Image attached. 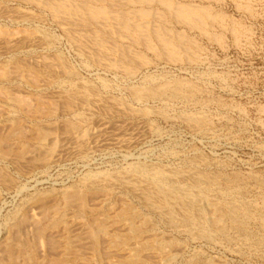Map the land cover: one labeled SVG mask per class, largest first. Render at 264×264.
Returning a JSON list of instances; mask_svg holds the SVG:
<instances>
[{
    "label": "rangeland",
    "instance_id": "1",
    "mask_svg": "<svg viewBox=\"0 0 264 264\" xmlns=\"http://www.w3.org/2000/svg\"><path fill=\"white\" fill-rule=\"evenodd\" d=\"M59 1L0 0V264H128L140 241L164 248L139 264H264V0H172L189 20L163 0ZM140 166L210 179L193 190L207 214L147 205ZM209 200L244 220L216 228Z\"/></svg>",
    "mask_w": 264,
    "mask_h": 264
},
{
    "label": "bare ground",
    "instance_id": "2",
    "mask_svg": "<svg viewBox=\"0 0 264 264\" xmlns=\"http://www.w3.org/2000/svg\"><path fill=\"white\" fill-rule=\"evenodd\" d=\"M54 1H56V0H54ZM61 1V0H60ZM59 1V3L57 4V3H55L54 2V4H56V5H58L59 6V8H68L69 6H68V3H66V2H60ZM66 1V0H65ZM89 1V0H88ZM91 1V0H90ZM92 1H94V0H92ZM100 1V0H99ZM138 1V0H137ZM141 1V0H140ZM164 1V3L168 6V11H171L172 13L174 12V13H176L177 14V16L179 17V16H181L182 18H184V19H187V20H189V18H191L192 19V17L193 16H195L196 15V13H197V11H199V8L198 7H195V5L196 4H191V3H181V2H178V3H176V4H174L175 2H173L172 0H163ZM142 2V1H141ZM94 3V2H93ZM53 4V3H52ZM53 4V5H54ZM95 4V3H94ZM147 4V3H146ZM55 6V5H54ZM58 6H55V7H58ZM198 6V5H197ZM45 7V6H44ZM92 7V6H91ZM206 7V6H205ZM66 8V9H67ZM94 8V7H93ZM92 8V9H93ZM102 8V7H101ZM196 8H198L197 9V11H196ZM69 9V8H68ZM89 9V8H88ZM87 9V10H88ZM140 9V8H139ZM138 9V10H139ZM167 9V8H166ZM61 10V9H60ZM60 10H55V11H57V12H59ZM63 10V9H62ZM79 9H77V11H78ZM87 10H85V11H87ZM96 10V9H95ZM202 10V9H201ZM200 10V11H201ZM208 10V9H207ZM210 10V9H209ZM66 11V10H65ZM81 11V10H80ZM91 11V10H90ZM107 11V10H106ZM132 11V10H131ZM160 11V10H159ZM167 11V10H166ZM82 12V11H81ZM93 12V11H92ZM97 12H98V10H97ZM136 12V11H135ZM142 12V11H141ZM145 12H147V11H145ZM70 13V12H69ZM202 14L204 13V11L203 12H201ZM91 14V13H90ZM93 14H94V12H93ZM96 14V13H95ZM100 14V13H99ZM134 14V13H133ZM136 14V13H135ZM138 14V13H137ZM148 14V13H147ZM60 15V14H59ZM62 15V14H61ZM81 15V14H80ZM92 15V14H91ZM129 15V14H128ZM139 15V14H138ZM161 15V14H160ZM163 15V14H162ZM165 15V14H164ZM169 15V14H168ZM82 16V15H81ZM137 16V15H136ZM170 16V15H169ZM173 16V15H172ZM222 16V15H221ZM69 17V16H68ZM99 17H100V15H99ZM141 17H142V15H141ZM143 17H144V13H143ZM149 17V16H148ZM176 17V16H175ZM181 17H179V18H181ZM198 18H199V16H197ZM196 17V18H197ZM70 18V17H69ZM121 18V17H120ZM128 18H129V16H128ZM181 18V19H182ZM202 18V17H201ZM123 20H124V18H122ZM203 19V18H202ZM106 20V19H105ZM187 20H185V21H187ZM210 20V19H209ZM128 21V20H127ZM191 21V20H190ZM193 21H195V19L193 20ZM197 21V20H196ZM199 21H201V20H199ZM198 21V22H199ZM134 22V21H133ZM148 22V21H147ZM203 22V21H202ZM211 22V21H210ZM132 23V22H131ZM129 24V23H125L124 25L126 26L127 24H129V26L130 25H133V24ZM138 23V22H137ZM139 23H141V22H139ZM147 24V23H146ZM199 24H201V23H199ZM123 25V23H122V26H124ZM135 25L137 26L138 24H136V22H135ZM140 25V24H139ZM143 25V24H142ZM142 25H141V27H142ZM150 25V24H149ZM128 26V25H127ZM126 26V27H127ZM139 27V26H138ZM147 27V26H146ZM148 28V27H147ZM146 28V29H147ZM163 28V27H162ZM135 29H137V28H135ZM124 30V29H123ZM128 30H130V29H128ZM163 30V29H162ZM137 31V30H136ZM141 31H142V29H141ZM144 31V30H143ZM150 31H151V29H150ZM150 31H148V32H150ZM153 31V30H152ZM151 31V32H152ZM156 31V30H155ZM154 31V32H155ZM158 31V30H157ZM170 31V30H169ZM138 32H140V31H138ZM163 32V31H162ZM145 33H147L146 31H145ZM157 33H159V32H157ZM156 33V34H157ZM153 34V33H152ZM160 34H161V32H160ZM165 34H167V33H165ZM169 34V33H168ZM137 35H140L139 33L137 34ZM142 35H146V34H142ZM152 36H154V35H152ZM156 36V35H155ZM154 36V37H155ZM146 37V36H145ZM148 37V36H147ZM161 37V35L158 37V38H160ZM172 37V36H171ZM150 38V37H149ZM166 38V37H165ZM175 37H173V39H174ZM101 39V38H100ZM141 39H142V36H141ZM144 39V38H143ZM162 39V38H161ZM171 39V38H170ZM169 39V40H170ZM176 39V38H175ZM162 40H160V42H161ZM177 41V40H176ZM104 42V41H103ZM159 42V41H158ZM172 42V41H171ZM174 42V41H173ZM95 43V42H94ZM146 44V43H145ZM149 44H154V43H149ZM164 45H166V46H168V47H171V48H173V46H172V43H170V41H168V40H165V42L163 43ZM160 45H162L161 43H160ZM159 45V46H160ZM150 45H148V47H149ZM104 47V46H103ZM175 47V46H174ZM102 48V47H101ZM152 48V47H151ZM164 48V47H163ZM165 48H167V47H165ZM177 48H178V44H177ZM176 48V49H177ZM174 51H175V49H173ZM126 51V50H125ZM163 51V50H162ZM171 51V50H170ZM173 51V52H174ZM106 52V51H105ZM166 52V51H165ZM158 53V52H157ZM171 53V52H170ZM167 55V54H166ZM174 57V56H173ZM190 57V56H189ZM125 58V57H124ZM124 63H126V62H124ZM129 63V62H128ZM130 64V63H129ZM130 68H132V67H130ZM132 70L133 69H128V71L129 72H132ZM26 73V72H25ZM164 80V79H163ZM146 82V81H145ZM149 82V81H148ZM151 82V81H150ZM32 83V82H31ZM153 83V82H152ZM149 84V83H148ZM156 84V83H155ZM153 85H154V83H153ZM186 84L185 83H183L182 81H180V80H176V81H174V83L171 81H160V82H158L157 84H156V86H150V87H144L143 88V90L144 89H147V88H150L149 90H153L155 93H158V92H160V91H164V92H166V91H171L172 93L173 92H175V93H177V94H179V91H181L182 90V88L185 86ZM148 86V85H147ZM192 86V85H191ZM189 87V86H188ZM140 88H142V87H140ZM185 88V87H184ZM189 88H191V87H189ZM134 90H136L135 88H133ZM137 89H138V87H137ZM193 89V88H192ZM139 90V89H138ZM142 90V89H141ZM158 90V91H157ZM147 92H148V89L146 90ZM157 91V92H156ZM184 91V90H183ZM182 92V91H181ZM190 92V91H189ZM76 93V92H75ZM132 93H133V90H132ZM137 93H139L140 94V91L138 92L137 91ZM151 93H153V92H151ZM161 93V92H160ZM167 93V92H166ZM135 94V93H134ZM145 94L147 95V93L145 92ZM162 94V93H161ZM164 94V93H163ZM188 95H189V93H187ZM136 95V94H135ZM143 95H144V93H143ZM170 95H171V93H170ZM137 96L138 97H141V96H139L138 94H137ZM174 96V95H173ZM176 96V95H175ZM179 96V95H178ZM181 96V95H180ZM133 97H135V96H133ZM143 97V96H142ZM146 97V96H145ZM152 97V96H151ZM187 97V96H186ZM147 98H150V95H149V97H147ZM153 98V97H152ZM143 99V98H142ZM154 99H155V97H154ZM157 99V98H156ZM184 99V98H183ZM26 113V112H25ZM199 120V119H198ZM200 122V121H199ZM8 145V144H7ZM139 166V165H138ZM133 170H135L137 173H139V174H141V176H143V177H147L146 179H149L150 180V182L152 183V187H153V191H150L149 189V191L148 190H146L145 189V191H144V194L143 195H145V203H147V205H150V206H158V208H161L162 209V207H165L164 208V211L166 212L165 213V215H166V217L168 218V220H170V221H174L175 220V218H176V216H175V209H176V206H180L181 205V209H185V211H183L184 212V220H182V221H186V222H188V221H190V220H194L196 217H197V214L198 215H201V216H204L205 215V213H204V211L202 210V207H201V202H203V200H204V198H205V200H207L206 199V197L207 196H205L204 197V193L203 194H201L200 192L202 191V190H200V191H196V192H193V190L195 189V188H199V187H201V185L204 183V181H208V180H210V179H208V180H206V177L203 175V176H198L195 180H193V188L194 189H192L191 187L190 188H185V187H183V186H180L179 184H177L175 181H176V179H175V181H174V179L171 177H168L167 176V174L165 175L162 171H160V170H154V171H151V169L149 170L148 168H146V167H142V166H140V167H136L135 169L134 168H132ZM134 172V171H133ZM177 174V173H176ZM174 175V174H173ZM177 178V177H176ZM226 181V180H225ZM209 182H211V181H209ZM207 183V182H206ZM212 183V182H211ZM210 183V184H211ZM208 184V183H207ZM215 184V183H214ZM181 185H183V184H181ZM206 186V185H205ZM205 188H207V187H205ZM212 189V188H211ZM152 190V189H151ZM77 191V190H76ZM76 191H75V194L77 195V193H76ZM205 191V190H204ZM210 191V190H209ZM153 193L155 194V197L158 199V200H153L152 199V196L154 197V195H153ZM74 194V193H73ZM72 195V194H71ZM71 195H70V197H71ZM73 196V195H72ZM73 197H75V195L73 196ZM80 197V196H79ZM208 198V197H207ZM216 199V198H215ZM211 200V199H210ZM210 200L208 201L209 203H210ZM223 201V200H222ZM211 205H212V211H213V213H212V215H211V217L209 218V219H211V221H212V224H214V226H216V228H221V226H220V223H221V221L223 220V219H225V218H229V220L231 219L232 221H234V222H238V223H240L242 220H244L242 217L243 216H241V214H243V213H241V211L243 210L244 211V209H242V210H240V206H238V205H235V204H230L229 202H220V203H215V202H212L211 201V203H210ZM144 205V204H143ZM210 206V205H209ZM88 208V207H87ZM154 209V208H153ZM157 209V208H156ZM178 209V208H177ZM180 209V210H181ZM176 211H178V210H176ZM242 211V212H243ZM161 213H162V210H161ZM182 213V212H181ZM245 213V212H244ZM207 214V213H206ZM246 214V213H245ZM119 215V214H118ZM135 213L133 212V211H131V209L129 210H126V212L125 213H123V215H122V219H124V218H127L128 220H132V219H134L135 218ZM182 215V214H181ZM200 216H198V219L200 220L201 218H199ZM242 218V219H241ZM116 219V218H115ZM98 222V221H97ZM96 222V223H97ZM102 222V221H101ZM134 222H132L131 223V225H132V231L134 232V233H137L139 230H141V229H139L138 227L136 228H134V224H133ZM104 224L105 223H98V224H96V226H95V229L94 228H92L91 229V234L93 235H95V233H97L98 234V232H105L106 230H105V226H104ZM136 224V223H135ZM178 224V223H177ZM212 224H211V226H212ZM204 225V224H203ZM143 227V226H142ZM201 228V227H200ZM214 228V227H213ZM41 229V228H40ZM203 229H205V228H203ZM218 229V230H219ZM225 229V228H224ZM127 232V231H126ZM100 233V234H101ZM90 234V235H91ZM106 234H107V232H106ZM110 234V233H109ZM126 234V233H125ZM93 235V236H94ZM226 235V234H225ZM121 236V235H120ZM115 238H116V242L118 241V239H120V237H118L117 235L116 236H114ZM134 237V236H133ZM141 240V239H140ZM121 241H124V240H121ZM140 243H141V246L139 247V248H137V247H135V248H130L129 249V253H130V259H126L127 260V262L126 263H128V264H139L140 262H143V260H141V259H139V251H141L140 249H145V248H158L159 250H161V249H163L164 248V246H163V244L161 243V242H154V243H150V242H145V243H142V241H140ZM164 243V242H163ZM139 244V243H138ZM100 245V244H99ZM115 247V246H114ZM72 248V247H71ZM128 249V248H127ZM11 252V251H10ZM9 252V253H10ZM157 253V252H156ZM168 254V253H167ZM9 255H11V254H9ZM78 255V254H77ZM161 255V254H160ZM11 257V256H10ZM142 257V256H141ZM158 257H159V254H158ZM162 257V260L164 261V259L165 260H169V259H171V255H165V257L164 256H161ZM14 258V257H13ZM129 258V257H128ZM15 260V259H14ZM141 260V261H140ZM140 261V262H139ZM30 262V261H29ZM24 263V262H23ZM27 263V262H26ZM147 263V262H146ZM142 264V263H141ZM149 264V263H148ZM151 264V263H150Z\"/></svg>",
    "mask_w": 264,
    "mask_h": 264
}]
</instances>
